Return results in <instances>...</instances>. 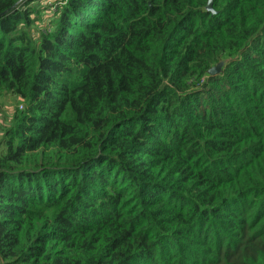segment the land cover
Returning a JSON list of instances; mask_svg holds the SVG:
<instances>
[{"label":"trees","instance_id":"16d2710c","mask_svg":"<svg viewBox=\"0 0 264 264\" xmlns=\"http://www.w3.org/2000/svg\"><path fill=\"white\" fill-rule=\"evenodd\" d=\"M46 1L0 0V264H264V0Z\"/></svg>","mask_w":264,"mask_h":264},{"label":"rangeland","instance_id":"374dc122","mask_svg":"<svg viewBox=\"0 0 264 264\" xmlns=\"http://www.w3.org/2000/svg\"><path fill=\"white\" fill-rule=\"evenodd\" d=\"M54 4H56V0H48L46 2H43L40 6V9L43 10L44 17V20L39 23L42 31H44L45 29L46 22L53 18V15L56 11ZM17 106L18 102H16L12 96L4 95L3 97H0V135H2V128H4V126L6 125L8 119L11 118L12 112L17 108Z\"/></svg>","mask_w":264,"mask_h":264},{"label":"water","instance_id":"95a60500","mask_svg":"<svg viewBox=\"0 0 264 264\" xmlns=\"http://www.w3.org/2000/svg\"><path fill=\"white\" fill-rule=\"evenodd\" d=\"M206 10L214 15L215 12L213 11V0H209ZM222 67L223 64H219L217 67L209 71V75L214 76L216 74H219L222 70Z\"/></svg>","mask_w":264,"mask_h":264}]
</instances>
